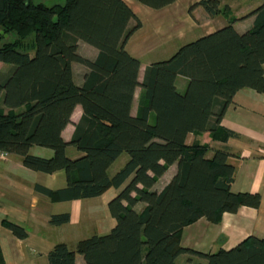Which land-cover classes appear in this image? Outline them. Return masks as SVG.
I'll list each match as a JSON object with an SVG mask.
<instances>
[{
	"label": "trees",
	"instance_id": "trees-1",
	"mask_svg": "<svg viewBox=\"0 0 264 264\" xmlns=\"http://www.w3.org/2000/svg\"><path fill=\"white\" fill-rule=\"evenodd\" d=\"M137 1L160 9L175 0ZM200 4L227 25L149 65L139 83V60L126 52L125 43L141 23L123 0H0V62L10 66L0 75V151L22 157L35 171H64L65 187L34 186L51 201L95 198L126 183L108 202L115 220L110 231L79 240L74 250L54 245L48 264H178L184 253L203 259L194 264H264V238L253 235L208 253L181 246L182 229L198 219L216 224L223 213L261 203L258 193L231 190L234 169L226 151L207 158V144L188 145L186 138L208 132L225 142L232 133L220 121L235 93L245 88L264 93V3L250 13L253 26L243 33L219 0ZM79 41L98 50L95 59L78 54ZM73 63L88 70L80 86ZM177 76L188 79L182 93ZM138 86L142 93L133 116ZM77 105L82 115L67 142L62 131ZM33 146L52 155H32ZM68 146L80 155L69 157ZM122 153L126 163L109 175ZM172 165L170 180L153 189ZM138 203L145 205L141 211L135 209ZM69 221L68 212L49 218L53 226ZM4 225L20 239L27 236L17 224Z\"/></svg>",
	"mask_w": 264,
	"mask_h": 264
},
{
	"label": "crops",
	"instance_id": "crops-1",
	"mask_svg": "<svg viewBox=\"0 0 264 264\" xmlns=\"http://www.w3.org/2000/svg\"><path fill=\"white\" fill-rule=\"evenodd\" d=\"M200 1L175 0L165 7L153 9L137 0H123L141 23L125 43L126 52L139 60L137 75L139 83L142 82L149 65L168 59L182 45L227 25V20L222 15L210 17ZM253 1L252 5H248V2L240 0H236L234 4L219 0L221 7L223 5L231 7L230 11L236 18L233 27L239 33L252 28L255 17L250 13L264 3V0ZM133 23L131 21L129 25L132 26ZM77 52L89 60L95 59L98 54L95 47L83 41L78 42ZM9 67L8 64L0 62L2 77L6 75ZM72 70L74 82L80 86L83 75L88 70L78 63L72 64ZM187 83L186 77L177 76L175 84L179 92H184ZM141 93L142 88L136 87L131 108L133 116L137 113ZM0 107H2L1 103ZM81 115L82 108L77 105L71 115L70 123L62 131L65 141L71 139L74 124ZM153 120L154 115L151 114L149 121L153 122ZM220 125L232 133L225 142L212 140L209 133L205 132L198 135L189 134L186 143L207 144L209 146L207 158H211L215 150L226 151L227 163L234 169L231 190L258 193L261 203L257 209L242 206L234 213H223L216 224L200 218L185 226L181 231V246L202 253L214 252L220 248L229 249L251 235L264 238V93L248 88L236 92L232 103L221 118ZM29 153L42 157L52 155L51 150L39 146L31 147ZM66 153L71 158L80 155L72 146L67 147ZM127 159V154L122 153L109 167L108 173L114 166L113 172H117ZM175 171V165L169 167L153 189L159 191ZM164 177L162 184L159 185ZM36 184L52 190L63 188L66 186L65 173L57 171L46 174L29 169L24 166L22 157L18 155L7 154L5 159H0V264H48L47 254L53 246L58 243L67 245L65 242L67 229L77 226V231H80L79 236H82L91 232L95 225L89 223L90 219H87L88 223L83 225V206L79 202L82 199L51 201L35 191ZM125 185L126 183L115 189V193L117 194ZM63 205H66V209ZM144 206L143 203H138L135 209L141 211ZM62 210H67L70 214V221L60 226L49 224L50 216L65 213ZM5 221L23 227L27 236L20 239L13 235L5 227ZM112 227L113 218L111 222L106 220V224L100 227L101 231L106 233L99 235L107 234ZM75 245L72 248L67 246L74 250ZM79 257L81 256L77 254L76 260L81 263ZM185 257L188 260L184 264L203 261L196 254L184 253L177 257V263ZM190 257L196 258V261H192Z\"/></svg>",
	"mask_w": 264,
	"mask_h": 264
},
{
	"label": "rangeland",
	"instance_id": "rangeland-1",
	"mask_svg": "<svg viewBox=\"0 0 264 264\" xmlns=\"http://www.w3.org/2000/svg\"><path fill=\"white\" fill-rule=\"evenodd\" d=\"M224 1L225 2H229L231 4H234L236 0H224ZM240 1L241 2H248L247 3L248 5L249 4L252 5L254 3L253 0H240ZM224 7H227L226 9L231 10V7L228 6V5H225ZM229 12H231V11H229ZM47 150L50 151V149H47ZM44 157H46V156H44ZM114 168H115V166L112 167V169H110V171H109L110 175H112L114 173L113 172ZM164 179H165V177L160 180L159 185L162 184ZM115 196H116L115 189L114 188H109L100 197L87 198V199H82L81 201H79L81 203V205L83 206V212H84L83 225L88 223L87 219L91 220V221H89L90 224L92 222V224L95 223V225H93V229L91 230V232H89L88 234L82 235V236H79L80 235V231H77V229H78L77 226H75V227H73L71 229H67L66 230V234H65V242L67 243V245L69 247H71V248L74 247V245L78 241L77 239L81 240V239H85L87 237H90L92 235H99V234H102V233H106V232H103V230L101 231L100 227H102L103 224H106V220L111 222L112 217H111V215L109 213L107 205H108V202ZM63 208L66 209V205H63ZM62 211L67 212V210H62ZM114 224H115V220L113 219V226H114ZM97 225H99V226H97ZM95 226H97V227H95ZM79 258L81 259V261H83L82 257H79ZM190 258L192 259V261H196L195 260L196 258H192V257H190ZM187 260H188V258L185 257V258H183L181 260H178V263L179 264L180 263L184 264Z\"/></svg>",
	"mask_w": 264,
	"mask_h": 264
},
{
	"label": "built area",
	"instance_id": "built-area-1",
	"mask_svg": "<svg viewBox=\"0 0 264 264\" xmlns=\"http://www.w3.org/2000/svg\"><path fill=\"white\" fill-rule=\"evenodd\" d=\"M7 153L0 151V159H5Z\"/></svg>",
	"mask_w": 264,
	"mask_h": 264
}]
</instances>
